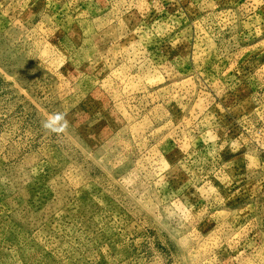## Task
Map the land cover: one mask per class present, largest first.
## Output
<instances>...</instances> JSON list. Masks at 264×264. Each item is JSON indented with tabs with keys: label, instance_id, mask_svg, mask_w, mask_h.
I'll list each match as a JSON object with an SVG mask.
<instances>
[{
	"label": "rangeland",
	"instance_id": "rangeland-1",
	"mask_svg": "<svg viewBox=\"0 0 264 264\" xmlns=\"http://www.w3.org/2000/svg\"><path fill=\"white\" fill-rule=\"evenodd\" d=\"M260 245L264 0H0V264Z\"/></svg>",
	"mask_w": 264,
	"mask_h": 264
},
{
	"label": "clouds",
	"instance_id": "clouds-1",
	"mask_svg": "<svg viewBox=\"0 0 264 264\" xmlns=\"http://www.w3.org/2000/svg\"><path fill=\"white\" fill-rule=\"evenodd\" d=\"M53 119H55L57 121V123H59L60 121H64V114L63 113L54 114ZM44 126L46 128H50L52 131L59 130V129L55 128V127H51L49 121H46ZM64 126H65V128L67 127V122L66 121H64Z\"/></svg>",
	"mask_w": 264,
	"mask_h": 264
},
{
	"label": "crops",
	"instance_id": "crops-1",
	"mask_svg": "<svg viewBox=\"0 0 264 264\" xmlns=\"http://www.w3.org/2000/svg\"><path fill=\"white\" fill-rule=\"evenodd\" d=\"M249 224V223H248ZM249 226V225H248ZM259 233V232H258ZM249 241V240H248ZM249 243V242H248ZM249 248V246L247 247V249ZM257 250H258V253H260V255H261V245L259 246V247H257ZM264 255V251L262 252V255L261 256H263Z\"/></svg>",
	"mask_w": 264,
	"mask_h": 264
}]
</instances>
